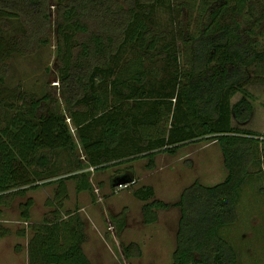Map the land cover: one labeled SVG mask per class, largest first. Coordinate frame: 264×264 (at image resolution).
Segmentation results:
<instances>
[{
    "label": "trees",
    "instance_id": "trees-1",
    "mask_svg": "<svg viewBox=\"0 0 264 264\" xmlns=\"http://www.w3.org/2000/svg\"><path fill=\"white\" fill-rule=\"evenodd\" d=\"M173 4L174 0H0V17L19 19L24 25L15 35L0 34L1 70H7L14 54L34 53L50 44L55 29L65 103L61 108L47 94L32 98L5 121L1 109L12 103L0 94V204L59 183L56 200L50 202L53 209L42 222L30 223V264H94L84 249L86 222L78 210H62L68 179L76 180L78 191L94 193L89 173L142 158L153 168L158 154L175 155L185 145L204 140L220 145L224 180L206 185L196 179L175 202L157 198L152 185L133 193L144 201L145 224L156 223L161 209L180 208L170 264H240L238 250L222 229L238 219L241 188L251 167L264 166V134L232 122L252 120L256 106L247 86L264 84V44L255 39L264 21V0H209L201 29L194 32L188 25L179 31L189 48L185 65L174 48L175 36L165 42L167 32L157 25L160 9ZM164 55L171 56L176 67L161 71L153 65ZM238 93L241 98L232 102ZM69 119L88 164L79 157ZM57 150L73 158L68 175L54 166ZM121 173L136 181L132 165ZM261 174L264 179V167ZM33 205L32 197L21 204L26 222ZM111 222L120 236L128 227V214L113 215ZM10 233L0 222V238ZM122 249L129 259L143 255L137 242L123 243Z\"/></svg>",
    "mask_w": 264,
    "mask_h": 264
},
{
    "label": "rangeland",
    "instance_id": "rangeland-1",
    "mask_svg": "<svg viewBox=\"0 0 264 264\" xmlns=\"http://www.w3.org/2000/svg\"><path fill=\"white\" fill-rule=\"evenodd\" d=\"M56 1V0H55ZM209 0H174L172 8L162 7L157 14V25L167 32L165 42L174 39V48L181 52L180 61L185 65L189 48L180 38L181 28L190 26L193 31L201 29L206 22V6ZM209 7H207L208 9ZM250 20L246 21V26ZM24 27L19 19L0 17V34L12 36ZM255 35L260 44H264V21ZM184 51V53H182ZM124 56H127L124 55ZM169 62H171L169 64ZM59 58L57 51L56 31L51 33L50 44L39 48L34 53L14 54L8 61L7 70L0 68V94L6 102L12 103L9 109H1L5 113V121L13 116L16 109L32 98L44 95L53 96L61 108L65 107L61 92ZM151 65V62L149 63ZM158 69L167 70V66H175V60L168 55L157 56ZM168 71V70H167ZM166 74L162 72V75ZM1 80V79H0ZM247 89L254 96L256 106L252 120L245 125H237L264 134V84L252 83ZM238 93L232 102L241 98ZM28 100V101H25ZM24 103V104H23ZM28 104V103H27ZM1 115V113H0ZM71 131L79 145V157L88 164L86 153L81 147L76 126L69 119ZM54 166L62 175L70 174L74 168L73 158L66 150H57ZM148 159L142 158L133 162L113 166L106 170L96 171L90 175L94 193L78 191L75 179H68V196L62 210H80L86 222L87 240L84 249L95 264H170L176 248V233L180 219V208L159 210V220L153 224H145L142 220V206L133 193L134 189L152 185L156 189V197L165 201H177L183 190L199 179L204 184L214 185L225 177L224 156L220 145L215 141L204 140L185 145L178 154L160 153L155 158V166L148 167ZM132 165L137 173L136 181L126 188H114L113 180L122 171ZM59 168V169H58ZM263 166L253 165L251 175L241 188L237 205V221L222 229V234L238 250L240 264H264V179ZM55 171V172H57ZM126 184V183H125ZM59 183L42 185L31 189L26 195L17 196L9 204H0V222L11 229V233L0 238V264H30L28 245L32 235V224L40 223L46 212L52 210L51 201H55ZM32 197L31 220L21 218V204ZM59 202H56V204ZM126 211L128 227L117 236L111 217ZM30 224V225H29ZM26 235L20 234L21 230ZM110 234V238L106 235ZM137 242L143 248L140 257L127 258L122 244Z\"/></svg>",
    "mask_w": 264,
    "mask_h": 264
},
{
    "label": "water",
    "instance_id": "water-1",
    "mask_svg": "<svg viewBox=\"0 0 264 264\" xmlns=\"http://www.w3.org/2000/svg\"><path fill=\"white\" fill-rule=\"evenodd\" d=\"M131 180L127 177L126 174H123V175H118L114 178V186H119L121 184H125V183H128L130 182Z\"/></svg>",
    "mask_w": 264,
    "mask_h": 264
},
{
    "label": "crops",
    "instance_id": "crops-1",
    "mask_svg": "<svg viewBox=\"0 0 264 264\" xmlns=\"http://www.w3.org/2000/svg\"><path fill=\"white\" fill-rule=\"evenodd\" d=\"M232 122H233V126L237 127V125H235V124H238L237 121H236L235 119H233ZM246 124H247V123H246ZM238 125H245V124H238ZM242 128H244V127H242ZM179 151H180V150H179ZM178 153H179V152H178ZM178 153H177V154H178ZM175 155H176V154H175ZM225 176H226V172H225ZM225 176H224V177H225ZM223 180H224V179H223ZM56 184H57V183H56ZM206 185H209V184H206ZM58 191H59V189H57L56 193H58ZM52 209H53V208H52ZM78 212L81 213L79 209H78ZM84 246H85V244H84ZM93 263H94V261H93ZM94 264H95V263H94Z\"/></svg>",
    "mask_w": 264,
    "mask_h": 264
},
{
    "label": "built area",
    "instance_id": "built-area-1",
    "mask_svg": "<svg viewBox=\"0 0 264 264\" xmlns=\"http://www.w3.org/2000/svg\"><path fill=\"white\" fill-rule=\"evenodd\" d=\"M263 167H264V166H263ZM90 169H91L92 171H94V167H90ZM130 184H131V183L121 184V185H119L117 188H118V189L126 188V187H128Z\"/></svg>",
    "mask_w": 264,
    "mask_h": 264
},
{
    "label": "bare ground",
    "instance_id": "bare-ground-1",
    "mask_svg": "<svg viewBox=\"0 0 264 264\" xmlns=\"http://www.w3.org/2000/svg\"><path fill=\"white\" fill-rule=\"evenodd\" d=\"M118 187V186H117Z\"/></svg>",
    "mask_w": 264,
    "mask_h": 264
}]
</instances>
